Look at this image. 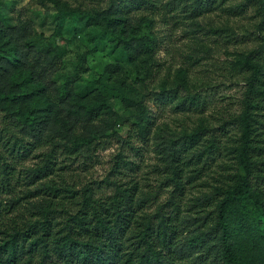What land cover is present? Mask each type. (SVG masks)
<instances>
[{
    "label": "trees",
    "instance_id": "obj_1",
    "mask_svg": "<svg viewBox=\"0 0 264 264\" xmlns=\"http://www.w3.org/2000/svg\"><path fill=\"white\" fill-rule=\"evenodd\" d=\"M56 1L59 27L68 18L75 32L80 23L94 29L89 34L93 47L79 54L73 71L61 76L57 74L66 62L65 49L48 40L40 44L28 25H12L0 10V264H258L239 253L235 239L240 232L230 207H242L245 220L239 227L246 237L264 238V34L259 36L260 46L242 62L247 81L240 111L231 122L239 130L235 145L222 148L215 134L205 138V126L185 135L183 145L170 155L167 185L172 190L160 201L158 192L144 194L140 183L127 174L136 163L123 152L129 147L139 153L141 146L135 147L132 139L144 143L150 137L154 116L147 95L139 93L120 64L106 66L109 78L102 83L104 76L100 77L102 88L93 83L81 87L77 80L88 70V57L107 37L139 76L147 75L161 40L151 18L135 19L133 13H159L163 8L173 12L177 6L171 0L165 5L160 0H106L107 7L91 11ZM224 2L194 0L188 14L198 17ZM250 5L258 6L263 31L264 0H244L229 11L244 12ZM175 14L172 19L177 22L180 16ZM163 92L161 101L182 99L188 108L204 105L197 94L180 98L177 90ZM110 94L135 110L134 135L124 137L115 130L120 115ZM110 121V134L83 131L96 123L107 129ZM221 130L227 131L225 125ZM113 136L123 147L112 173L102 181L78 183L72 166L88 165ZM200 145L205 148L186 158ZM223 151L241 172L196 204L206 207L217 201L213 226V212L193 224L183 210L187 184ZM30 158L37 159L35 164L21 168ZM201 162L184 181L186 169ZM105 188L111 190L104 192ZM152 204L156 210L149 212Z\"/></svg>",
    "mask_w": 264,
    "mask_h": 264
},
{
    "label": "rangeland",
    "instance_id": "obj_2",
    "mask_svg": "<svg viewBox=\"0 0 264 264\" xmlns=\"http://www.w3.org/2000/svg\"><path fill=\"white\" fill-rule=\"evenodd\" d=\"M60 1L68 2L71 8L83 10L92 11L107 7L106 0ZM168 1L170 0H160L164 5ZM171 1L177 6L173 12L163 8L159 13L156 11L133 13L135 19L144 15L151 18L155 33L161 40L159 51L150 62L151 71H148L147 75L139 76L135 68L114 47L112 38L107 37L98 50L88 57V70L77 80L81 87L93 83L95 87L102 88V83L109 78L105 73L106 66L120 64L139 93L147 95L146 101L154 116L150 137L144 143L135 137L132 139L135 147L141 146L139 153L129 147H124L123 152L136 163L133 170L126 169L127 174L140 183L144 194L151 190L158 192L160 201L167 198L172 190V185H167V179L172 172L170 155L174 148L183 145L185 135L205 126L208 129L205 138L215 134L222 148L225 145H235L239 130L231 122L240 111V100L247 81V75L242 72V62L252 50L260 46L262 40L259 36L264 34V30H259L262 16L258 13L257 5L246 7L244 12L229 11L244 0H225L223 5L198 17H191L188 14L194 0ZM56 2V0H0V10L12 25H28L32 29L33 37L40 44L48 40L65 49L66 62L57 74L61 76L73 71L79 54L93 47L89 34L94 29L86 28L80 23L79 32H75L70 27L68 18L65 25L59 27L56 20L59 11ZM175 13L180 16L177 22L172 19ZM101 76H104L102 83ZM163 90H166V94H172L177 90L180 98L197 94L204 105L201 108L195 105L188 108L187 104L184 106L180 103L182 99L174 102L161 101ZM112 94L110 101L120 115L115 130L124 137H128L129 133L134 135L132 126L135 121V110L126 108ZM111 123L112 121L107 124V129L96 123L94 126L85 127L83 131L93 136H99L103 132L110 134ZM223 125L227 129L224 134L221 130ZM108 140L104 148H98L94 160L88 161V165L77 162L72 166L78 183L102 181L112 173L116 156L122 151L123 146L115 136ZM204 148L203 145L196 146L186 158L192 157L194 153ZM36 160V158L25 160L20 167L31 168ZM209 163L200 177L187 184L183 210L186 219L193 224L196 218L213 212L209 220L210 226H213L212 219L217 217V201H211L206 207L195 206L216 193L220 186L231 184V175L241 170L226 151ZM202 165L203 162L187 168L184 181L192 176L193 168ZM67 178H70L69 174ZM110 190L105 188L104 192ZM155 210V204L148 209L149 212ZM230 211L233 224L240 232L239 238L235 239L238 242L239 253L244 257L253 258L258 264H264V238L259 235L246 237L241 231L239 225L245 220V213L240 205L231 206ZM196 226L199 224L192 228ZM210 228L212 227L208 229Z\"/></svg>",
    "mask_w": 264,
    "mask_h": 264
}]
</instances>
